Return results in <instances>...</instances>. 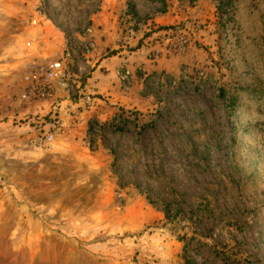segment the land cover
Returning a JSON list of instances; mask_svg holds the SVG:
<instances>
[{
	"label": "rangeland",
	"instance_id": "rangeland-1",
	"mask_svg": "<svg viewBox=\"0 0 264 264\" xmlns=\"http://www.w3.org/2000/svg\"><path fill=\"white\" fill-rule=\"evenodd\" d=\"M34 58L70 75L52 100L21 99ZM0 264H264V0H0Z\"/></svg>",
	"mask_w": 264,
	"mask_h": 264
},
{
	"label": "built area",
	"instance_id": "built-area-1",
	"mask_svg": "<svg viewBox=\"0 0 264 264\" xmlns=\"http://www.w3.org/2000/svg\"><path fill=\"white\" fill-rule=\"evenodd\" d=\"M36 20L32 24H36ZM91 29L86 30V35H91ZM135 31L132 27L126 28L125 36L122 41L123 44L131 43L134 40ZM190 40L186 33L179 30H169L154 37L151 44L144 46L143 49L146 51V55L151 60H156L163 54H186L189 50ZM26 46L29 47L30 43L27 42ZM85 51L88 53L90 50L95 48V43L91 39H86ZM26 73V72H25ZM117 74L123 79L127 77L129 71L125 64H122L117 70ZM70 78L67 70H65L63 62L60 60L52 61H42L39 58H34L27 65V75L26 79L29 82V89L31 94L22 95L21 99L23 101L31 99L30 95L36 96L37 99L42 100H52L54 97V92L56 86L65 87V81ZM69 98L66 96L65 101ZM69 106V105H66ZM65 106V107H66ZM55 112L61 110L60 104L55 105ZM35 127L37 125L35 124ZM65 131L62 128H58L55 132H45L43 139L46 143H52L58 135H64Z\"/></svg>",
	"mask_w": 264,
	"mask_h": 264
},
{
	"label": "crops",
	"instance_id": "crops-1",
	"mask_svg": "<svg viewBox=\"0 0 264 264\" xmlns=\"http://www.w3.org/2000/svg\"><path fill=\"white\" fill-rule=\"evenodd\" d=\"M102 31L97 33L96 45L97 50L96 54L103 53L110 45V40L102 39V36L105 35ZM144 51V50H143ZM141 53V52H140ZM143 54V53H142ZM139 54L136 58L135 66L131 65L130 71L133 73V69L136 67H141L142 69H147L151 67L148 63V59L145 55ZM121 58L115 55H108L106 58L102 59L99 63V66L93 72L91 79L88 81V85L101 93H113L117 92L120 84L119 78L122 80V77L117 74V70L121 66ZM171 59H165L164 54L161 56L159 61H162L160 64H157L156 68H159L163 63L167 64ZM119 76V78L117 77Z\"/></svg>",
	"mask_w": 264,
	"mask_h": 264
},
{
	"label": "trees",
	"instance_id": "trees-1",
	"mask_svg": "<svg viewBox=\"0 0 264 264\" xmlns=\"http://www.w3.org/2000/svg\"><path fill=\"white\" fill-rule=\"evenodd\" d=\"M218 10H221L222 12L224 11L223 9V4H219ZM113 53H110L108 55H112ZM164 214H165V217L168 218L169 217V206L168 205H165L164 206Z\"/></svg>",
	"mask_w": 264,
	"mask_h": 264
}]
</instances>
